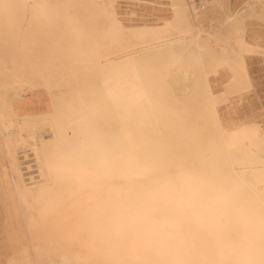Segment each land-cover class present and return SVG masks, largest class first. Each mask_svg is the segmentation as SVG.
<instances>
[{"label": "bare ground", "instance_id": "obj_1", "mask_svg": "<svg viewBox=\"0 0 264 264\" xmlns=\"http://www.w3.org/2000/svg\"><path fill=\"white\" fill-rule=\"evenodd\" d=\"M192 2L0 0L7 264H264V0Z\"/></svg>", "mask_w": 264, "mask_h": 264}, {"label": "rangeland", "instance_id": "obj_2", "mask_svg": "<svg viewBox=\"0 0 264 264\" xmlns=\"http://www.w3.org/2000/svg\"><path fill=\"white\" fill-rule=\"evenodd\" d=\"M247 1L248 0H208V4L202 5L201 0H193L192 3L196 6V9L198 10V21L194 32L200 33L203 37L210 38H216L221 34L224 35L226 22L225 20L227 16L230 15L231 12L234 10H248L246 4ZM116 4H118L116 7L117 10L123 15H127L128 12L135 10L137 14L141 15L145 13L148 18H157L164 16L168 12H170L168 0L155 3L147 2L144 0H115V5ZM255 65L257 66L258 63H255ZM25 97L31 98L30 92H27V95ZM32 101L35 103L43 101V103L46 104L49 101V95L47 92L45 93V91H43L41 95L38 94L32 96ZM2 162H4V160L0 156L1 168ZM8 238L9 237L5 232L4 220L0 218V264H7V259L14 255V250L23 247V245L24 248L28 247L27 239H24L23 244V241H21L20 236H12L11 241L13 245H11L10 238ZM28 256L30 257L32 262H34V264H47L50 258L48 254L34 251H31Z\"/></svg>", "mask_w": 264, "mask_h": 264}]
</instances>
